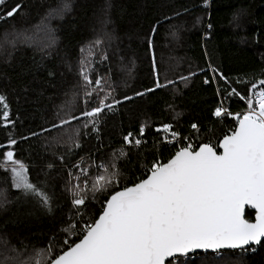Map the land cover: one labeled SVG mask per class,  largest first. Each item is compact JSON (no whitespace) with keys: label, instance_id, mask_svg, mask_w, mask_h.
<instances>
[{"label":"trees","instance_id":"trees-1","mask_svg":"<svg viewBox=\"0 0 264 264\" xmlns=\"http://www.w3.org/2000/svg\"><path fill=\"white\" fill-rule=\"evenodd\" d=\"M211 1L208 13L201 0H7L9 7L17 3L21 7L13 17L0 19V94L6 97L9 119L14 121V127L5 128L0 119V144H7L8 133L17 138L15 158L27 166L30 181H47L53 210L39 207L30 196L12 187L10 170L0 168V250L5 247L14 257L10 261L8 256L5 264H34L37 252L48 245L50 237H55L57 248L65 238L77 240L62 231L77 222L71 203L73 192L65 185L83 187L87 179L91 188L97 172L93 160L96 164L101 159L108 161L110 153L123 146L130 161L121 159L118 164L123 177H142L141 165L150 166L155 149L141 156L123 145V136L138 132L142 122L148 125L149 148L153 140L160 139L155 129L164 123H172L194 143L198 142L197 135L204 142L211 139L218 143L235 127L234 115L247 108L246 102L232 97L224 106L233 115L214 117L212 112L221 102L217 91L223 93L226 86L223 81L205 85L203 80L214 75L209 70L211 65L247 96L251 95L247 92L251 84L264 79V0ZM65 2L70 7L62 15L52 13ZM4 11L0 6V16ZM150 35L151 50L147 42ZM107 36L116 51L105 56L99 52L98 56L104 58L93 71L116 85L107 102L113 104L115 112L105 109L107 115L97 126L99 131L93 132L92 124L84 127L88 118L82 113L90 109L79 97L71 113L79 119H70L66 109L58 106L78 91L82 56L86 53L87 59L92 47L97 46L95 51L106 48ZM181 77L189 79L185 82ZM157 79L164 87L142 97L135 95L153 87ZM261 87L264 85L257 84L252 91ZM125 96L131 99L125 100ZM114 100L121 103L114 104ZM2 111L0 105V116ZM57 111L70 122L52 128V123H60L54 116ZM192 123L200 127L199 133L190 129ZM31 131L39 135L31 137ZM20 136L29 139L21 140ZM74 141L80 147H75ZM173 152L174 148L164 147L159 155L166 162ZM77 163L88 168L87 177L73 167ZM123 177L115 190L133 182ZM112 190L97 192L96 199L92 192L86 193V204L93 215H98ZM254 217L253 212H247L246 218L254 221ZM181 259L188 264H201L202 260L206 264H264V243L246 252L202 253Z\"/></svg>","mask_w":264,"mask_h":264},{"label":"snow or ice","instance_id":"snow-or-ice-1","mask_svg":"<svg viewBox=\"0 0 264 264\" xmlns=\"http://www.w3.org/2000/svg\"><path fill=\"white\" fill-rule=\"evenodd\" d=\"M204 3L207 4L208 0ZM0 6L5 8L0 19L13 17L21 7L18 3L9 7L7 0H0ZM69 7L65 2L52 13L62 15ZM155 31L153 26L152 32ZM147 42L151 50V35ZM209 70L214 75L203 80L205 85L223 81L226 86L223 93L217 91L221 102L212 112L214 117L233 115L224 106L225 101L232 97H239L247 104L242 113L235 114V127L225 133L218 143L211 139L204 142L199 135L195 138L198 142L194 143L191 136L183 135L172 123H164L155 129L160 139L153 140L149 148L146 138L148 125L142 122L138 132L129 131L123 136V145L130 146L141 156L155 149L156 157L150 166L141 165L142 177L134 180L131 175L123 177L118 164L121 159L130 162L126 159L128 154L123 146L114 149L108 161L101 159L96 164L93 160L92 165L97 172L92 177L91 188L87 179L83 187L65 185L68 191L73 192L71 203L77 222L62 231L76 236L77 240L65 238L57 248L55 237H50L48 245L37 252L34 264H188L181 258L197 250L217 252L228 248L246 251L245 246L251 248L264 243V87L252 91L257 84L264 85V79L252 83L247 89L251 95L245 96L232 87L229 78L218 73L216 68L209 65ZM80 75L83 83L79 87L83 90V97L90 99L92 92L96 91L95 88L89 91L90 86H100L103 78L90 79L83 62ZM180 79L187 82L189 77ZM162 87L164 85L157 79L153 87L135 95L142 97ZM80 96V92L74 91L58 106L61 110L66 109L70 119H79L71 113ZM106 99L107 96L100 98L96 106L82 113L88 118L84 127L90 123L92 131L98 132L97 126L107 115L104 110L115 112L113 104L105 103ZM124 99L130 100L131 97L125 96ZM120 103L114 100V104ZM0 105L3 107L0 116L5 122L3 127H14V121L9 119V104L2 94ZM54 116L59 118L60 123H52V128L70 122L62 118L59 111L54 112ZM190 129L195 133L201 131L196 123H192ZM74 131L79 134V129ZM38 135L35 131L29 133L31 137ZM29 136H20L19 139L27 140ZM17 143V138L8 133L7 144H0V149L6 148L0 153L3 157L0 168L10 170L12 187L20 189L36 205L51 212L53 197L48 191L47 181H30L27 166L15 158L13 146ZM73 143L75 147H80L78 142ZM164 147L174 148L166 162L159 155ZM47 167L51 169L53 165L48 164ZM73 167L88 176V168L80 167L79 163ZM69 176H72L71 171ZM122 177L133 182L115 190ZM109 189L113 190L102 202L98 215H93L86 204V193L92 192V198L96 199L97 192ZM246 207L255 210L254 222L246 218ZM201 264L206 262L202 260Z\"/></svg>","mask_w":264,"mask_h":264},{"label":"rangeland","instance_id":"rangeland-1","mask_svg":"<svg viewBox=\"0 0 264 264\" xmlns=\"http://www.w3.org/2000/svg\"><path fill=\"white\" fill-rule=\"evenodd\" d=\"M57 16V15H56ZM109 36H107L104 41H105V47L106 48H102L95 51V49L97 48V46L90 48L89 50V54L87 55V59H86V53L82 56V60H81V64H80V69L82 70V62L84 67H86L87 69H89V71L92 69V71L88 74L89 78L92 79L93 81L97 78V77H101L98 74H95L93 71V66L98 62H101L103 60L104 57H99L98 54L99 52H101L104 56L105 54L108 55L111 52L115 53L116 49L115 46L113 44V42L108 38ZM92 43L91 46H94ZM103 44V43H102ZM81 80H80V84L78 85V92L81 93V96L79 97L81 99V103H83L87 109H90L94 106L98 104V101L100 98H104L105 96H107V99L105 100V103L109 102V98H111L112 92L114 90H116V85H114L113 83H110L108 80L102 79V83L100 86H96L95 84L91 85L89 88V91H91L92 88H95L96 91L92 92V96L91 98H87V97H83V90L80 89V85L83 83L82 77L80 76ZM92 103H94L92 105ZM84 116V115H82ZM3 248V247H2ZM5 249L4 252H2ZM4 249L0 250V264H5L4 261H6L8 259V256H10V261L13 260L14 257L11 258L12 253L4 247ZM242 251V250H240ZM244 251V250H243ZM13 252V251H12ZM11 263V262H10ZM7 264V263H6Z\"/></svg>","mask_w":264,"mask_h":264},{"label":"water","instance_id":"water-1","mask_svg":"<svg viewBox=\"0 0 264 264\" xmlns=\"http://www.w3.org/2000/svg\"><path fill=\"white\" fill-rule=\"evenodd\" d=\"M220 151H222V150H220ZM248 211H251V212H253L254 213V215H255V210L254 209H248L247 207H246V214H247V212ZM254 219H255V217H254ZM254 222V221H253ZM262 244V243H261ZM260 245V244H259ZM259 245H253L252 247H254V246H259ZM245 248L247 249L248 248V246H245ZM241 249H228V248H224V249H219V250H217V252H213V251H211V250H208L207 252H204L203 250H197V252L196 253H190L189 254V256H192V255H196V254H202V253H209V254H218V253H220V252H227V251H231V252H236V251H240ZM188 256V257H189Z\"/></svg>","mask_w":264,"mask_h":264},{"label":"built area","instance_id":"built-area-1","mask_svg":"<svg viewBox=\"0 0 264 264\" xmlns=\"http://www.w3.org/2000/svg\"><path fill=\"white\" fill-rule=\"evenodd\" d=\"M202 1V4H201V6H202V8H203V10H206V11H208V13L211 11V3H212V1L211 0H208V3L207 4H205L204 3V0H201ZM242 113V112H241ZM235 116V115H234ZM126 146H128V145H126ZM130 147V146H129ZM245 251V250H244ZM254 250H252V252H253ZM246 252V251H245ZM190 257V256H189ZM186 258H188V257H186Z\"/></svg>","mask_w":264,"mask_h":264}]
</instances>
